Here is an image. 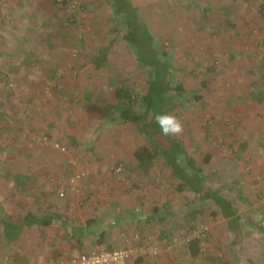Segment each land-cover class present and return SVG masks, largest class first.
<instances>
[{
	"label": "rangeland",
	"instance_id": "obj_1",
	"mask_svg": "<svg viewBox=\"0 0 264 264\" xmlns=\"http://www.w3.org/2000/svg\"><path fill=\"white\" fill-rule=\"evenodd\" d=\"M116 7L122 8L123 14L113 11ZM209 8L203 11L197 2L186 0H0V108L7 113L0 119V154L5 159L3 164L0 161V217L9 210L17 222L31 209L43 215L49 198L54 197L55 207L69 203L77 207L70 218L84 221L98 213L92 208L97 201L93 192L104 199L123 192L121 200H129L136 209L137 199L140 203L147 198L152 205L147 210L159 207L165 211L168 223L155 224L177 227L173 233L180 244L194 236L203 238L202 253L193 258L183 247L177 264H264V234L259 225L245 227L243 235L248 241H256L255 250L245 253L225 247L232 234L214 202L202 205L191 190H179L180 180L161 159L151 173L138 170L134 151L149 141L152 133L142 136L135 124L118 116L108 119L107 112H98L84 100L87 90H95L92 101L100 108L99 97L115 102L118 86H129L135 94L144 92L150 64L138 63L137 48L148 62L152 48L156 49L162 61H173L172 83L183 86V96L172 112L184 123L183 134L176 137L202 165L209 190L225 193L234 200L239 214L263 225L264 147L260 140L264 139V125H248L253 126V118L259 121L264 117V0H227L219 10ZM127 17L136 28L134 45L123 38L132 29L125 22ZM105 45H111L109 65L96 69L93 59ZM30 54L34 55V65L25 66L22 60ZM254 91L262 101L255 99ZM96 124L101 128L97 133L104 138L110 131L115 135L121 145L116 154L109 149L103 150V157L95 153L92 141ZM44 136L66 144L85 168L80 193L59 196V188L66 185L71 173L69 155L43 145ZM72 137H81V142L76 144ZM243 140L248 148L239 153ZM14 147V153H23V159L15 157L19 161L10 169L30 172L32 193L29 189L11 191L7 180L11 183L12 179L4 176L8 169L4 164L11 160L8 153ZM207 155H211L209 163L203 161ZM121 163L124 169L115 173ZM109 199H101L97 206L101 204L100 209L108 212ZM140 204L144 211L146 203ZM90 206L92 209H87ZM194 209L199 210L196 218L191 217ZM113 218L117 220L114 212L106 214L105 226L110 235L119 234L124 242L117 244L116 237L111 236L115 243L100 248L107 244L126 246L136 232L143 233L125 223L111 224ZM54 222L57 225L44 227L47 241L58 234L53 227H65L58 219ZM35 228L33 234L38 238L41 229ZM155 235H151L154 241ZM146 236L145 243L154 242ZM5 242L0 229V264H58L75 253L56 254L48 246L47 252L38 249L37 255L25 250L20 257L26 261L21 258L17 263V253L11 254L3 246Z\"/></svg>",
	"mask_w": 264,
	"mask_h": 264
},
{
	"label": "trees",
	"instance_id": "obj_2",
	"mask_svg": "<svg viewBox=\"0 0 264 264\" xmlns=\"http://www.w3.org/2000/svg\"><path fill=\"white\" fill-rule=\"evenodd\" d=\"M122 10V8L116 7L113 11L121 15L123 14L121 12ZM125 22L126 24H129L132 29L130 30V32L124 33L123 38L124 40H127L134 45L135 43H137V38L135 37L136 28L134 27V22L131 21L130 18L128 19V17ZM144 35L147 38L151 39L148 30H145ZM152 41L153 40L151 39V44L153 43ZM110 50L111 45H105L99 49L98 55L93 59V66L96 69H104L108 67ZM152 50V53H150V56H152L150 62L142 57L139 47L137 48L136 53L138 63L141 62L144 65L150 64V68L147 70L148 84L144 92L135 94L129 88V86H118L116 87L114 93L115 102H111L105 97H99V101L102 102V106L100 108L97 107V104L92 101L94 93L96 92L95 90H87L84 95V100L91 103L92 107L98 112H107L106 114L112 119L113 117L118 116L123 120V122L135 124L137 131L142 136L152 133V135H149V141H147L145 144L139 145L134 151V157L137 161L138 170L146 173H151L152 169L156 167L157 162L161 159L163 163L171 169L173 175L180 180L178 186L179 190H191L195 193L196 196L199 197L202 205H207L208 203H210V201L214 202L216 204L215 210L217 211V213L219 212L221 215H223V217L230 218L231 223L234 222L233 224L238 227V224L242 220V216L237 214V208L234 200L226 197L224 193L220 192V190H209V186L205 184L202 165L198 164L197 160L192 157L189 152H187V150L184 148L183 141L179 140L176 136H164L158 124L156 123L155 116L157 114H172L175 107L180 102V98L183 96V86L181 84L172 83L173 81L171 79V74L173 61L171 63L162 61L161 57L159 56L161 53L159 54L156 49L152 48ZM162 56L167 57L165 53H163ZM22 62L25 64V66H30L32 64L34 65V55H27L26 57H24ZM202 85L205 86L206 82L203 81ZM256 94V91H254L255 99L262 101V97L259 96L258 98L256 97ZM0 111V119L7 116L6 109L4 110L2 107V109L0 108ZM260 142L261 146L264 147V139H261ZM247 147L248 142L246 140H243L238 152H243L247 149ZM10 150L11 154L9 151L8 156L11 158V160L6 159L7 162H5L4 165L8 166V169L5 170L4 176H8L12 179L11 183L7 180V182L11 185V191L14 189L16 191H19L20 193H23L29 189L30 193H32L31 186H29L30 184L28 182V175L30 172L22 174L13 172L10 169V165L16 163V161H19L15 160L14 158L18 157V159H23V153L15 154V147L13 149L11 148ZM210 159L211 155H207L203 161L209 163ZM0 161L2 162V164L5 161L4 156L2 157L1 154ZM30 167L32 168L33 166L30 165ZM48 212V207L43 211V215L36 214V212H28V214L24 216L25 220H23L20 227L11 231L7 230L9 229L10 225L14 223L13 218L10 214L3 213L4 219H2L1 222L2 224L5 223V227L1 228V232H3V235L8 240V243H13L21 234L23 228L28 224L51 226L53 224L54 218H59L58 214H49L50 212ZM198 213L199 210L194 209V211L191 213V217L196 218ZM2 217H0V219ZM161 218L162 220H165L166 217ZM97 222L98 218L91 217L86 222L87 227L73 224V226H71L72 237L79 244H82L83 237L85 235V228L89 229V234L94 236L92 232H95V229H97L95 227ZM105 228L107 227L105 226L99 231L96 230V232L94 233L96 235L97 242L100 245L106 241L107 231ZM135 228L138 230L139 226ZM175 228L177 229V227ZM108 234L110 235L111 232L109 231ZM135 234H139L140 241L142 243H145L141 233L136 232ZM202 243L203 238L201 236H194L189 238L184 246L186 247L187 253L193 258H196L202 253ZM104 248L109 250L116 248V246L107 244L106 246H104ZM11 251L13 250L11 249ZM145 262H147L148 264H154V258L139 257L134 264H144Z\"/></svg>",
	"mask_w": 264,
	"mask_h": 264
},
{
	"label": "crops",
	"instance_id": "obj_3",
	"mask_svg": "<svg viewBox=\"0 0 264 264\" xmlns=\"http://www.w3.org/2000/svg\"><path fill=\"white\" fill-rule=\"evenodd\" d=\"M183 0H181L182 2ZM189 1L190 3L192 2H197V5L199 7H203V11H208V9H210L209 7H216L218 10L220 9V7H223L227 4V0H186ZM199 5V3H201ZM183 4V3H182ZM207 13V12H206ZM205 13V14H206ZM219 102V100H216V102ZM215 102V105H216ZM217 105H220V102L217 103ZM244 109V108H243ZM107 117V116H106ZM108 119H111L110 116L107 117ZM264 118V117H261ZM260 118V119H261ZM259 121L255 118H253V120L255 121L252 124L248 125L250 127H257V122H260L262 125H264V121L260 120ZM112 120V119H111ZM259 124V123H258ZM101 126V123H100ZM99 124H96L93 127V141H92V145L94 146V151L96 154H101V156L103 157V150L106 151L109 149L110 153L116 154L117 151L119 150V148L121 147V145H118L116 142V140L114 139V134H112V131H110L107 135L108 138H104V134L102 133H97V130H101V128H98ZM104 132V131H103ZM99 134V135H97ZM77 137V136H75ZM81 137L77 138L78 140H74V137H72V139L75 141V143L77 144L78 141L81 142L80 140ZM97 138V139H96ZM96 142V143H95ZM88 143V142H87ZM95 144V145H94ZM87 146V145H86ZM85 148H88L89 145ZM93 146H90L91 148ZM248 148V147H247ZM263 165V164H262ZM136 166H137V162H136ZM264 167V165H263ZM262 167V169H263ZM18 173V172H17ZM20 173V172H19ZM26 173H29V171H26ZM26 173H22V174H26ZM130 190V189H128ZM120 191V190H119ZM70 195H73L71 192L67 193ZM93 195L96 196V206L92 207L96 210V212H98L97 214H94V216H89L87 217L84 221L80 220L77 221V219H71L70 215L77 210V207H74L73 205H65V206H60V207H55L53 204L55 203L54 201V197L49 198L50 203L47 205L48 209H49V214H55V215H59V218H54L53 220V224L55 225L56 223L54 222L55 220H59L61 221L60 225H64L65 227H53V230H58V234L57 236L55 235V237L53 236L52 238L49 237V241H47L46 239H44V235L46 233V231H44V227H48V226H41V225H37V224H28L26 227L23 228L21 234L18 236V238H16V240L13 243H8V240L5 238L6 242L3 244L4 247H6L11 254H14V252H16V256H17V263H19V261L21 260V258L25 259L26 261V257H20L21 253L24 252L25 250L28 251V253L30 255L34 254L35 252H38V249L43 250L45 252H47L48 246L49 249H53L56 251V254L59 253H68V254H72V251H75L74 255L80 253L81 251L85 250V248H89V247H97V249H100V246H103L105 243H109V242H114L116 241L117 244H121L122 242H124V239H120L119 234L118 236H116L117 234H113L109 235V229H106V241L104 243H102L101 245L98 244L97 239H96V235L94 234L97 231L101 230L103 227H105V222L104 218L106 216V214H109L110 212H114V214L117 216V220L116 219H112L111 224H115L119 223L122 224L125 223L131 227H137L139 226V229L143 232V238L144 235H148L146 236L147 239L149 240H153L154 241V237L156 236L155 233H157V238L154 241L157 244H160L159 246H161V250L162 252L156 256L154 258V264H177L178 263V258L179 256H182V254H180L181 251H183V247L184 244H180V242L177 240V238L174 235V230H176V228H174L173 224L171 225H166L164 227H160L158 225H156L155 223H157L158 221H161L162 218L161 217H166L165 211L163 212L162 209H160L159 207H152L150 210H147L146 208H150L152 205L149 204V201L147 200V198L141 199L140 203H139V199H137L135 205L138 206V208L136 209V207H133L130 205L129 200H125V202H123L120 198V196H124L123 192L120 193V195L116 194H109V197L107 198L105 196L101 197L99 196L97 193L93 192ZM225 195V193H224ZM88 197V196H87ZM89 198V197H88ZM110 198V199H109ZM110 200V206H109V211H105L100 209L101 204L99 205V207L97 206L98 202L100 203V200ZM99 200V201H98ZM244 200H249V198H246ZM90 201V199H89ZM146 203V204H145ZM1 204L4 205V203L1 201ZM139 204H145V210H143V208H139ZM91 206L90 208L87 209H92ZM237 208V207H236ZM86 211V210H83ZM28 212H34L32 209L31 211ZM28 212L24 213V216L26 214H28ZM8 214H13V212L11 210L5 212ZM240 212L237 211V214L242 216V214H239ZM21 218L18 222L17 220H14V223L10 225L9 229L7 231H11L14 229H18L21 225V223L23 222L24 219ZM91 217H96L98 218V222L95 225V227L97 229H95V232H92L94 236H92L91 234H89V229L85 228V235L83 237V243L79 244L73 237H72V232H71V226L74 225H82L84 227H87L86 222L89 218ZM224 219H226V223H227V229L229 231L230 234H232V239L231 241H229V244L225 243V247H230V248H235L237 249L236 251L240 250L243 252H249L251 248H253L254 250L256 249L255 247H257L256 245V241L254 242L253 240L248 241L243 235L246 232V228L247 229H251V228H257L262 230L261 233L264 234V224L262 225V221L260 222H252L250 219H245V217L242 216V220L241 222L238 224V227H236L233 223H231L230 218L227 217H223ZM4 219V216L0 219V229L2 227H5V223L2 224L1 220ZM162 221H167V217L165 218V220ZM168 223V221H167ZM254 223V224H253ZM257 223V224H256ZM259 223V224H258ZM57 225V224H56ZM35 226H38V228H40L41 230L39 231V237L35 238L34 236V231H37V229L35 228ZM126 226V225H123ZM157 226V227H155ZM51 227V226H49ZM161 229H160V228ZM246 227V228H245ZM253 231V230H252ZM37 233V232H35ZM124 233V232H123ZM123 233L120 235H123ZM33 234V235H32ZM151 235H155V236H151ZM32 236H34L32 238ZM111 236L112 238H115L111 240ZM132 240V238H131ZM154 242H149L150 244H153ZM236 243V245H235ZM48 244V245H47ZM250 244V245H249ZM182 248H181V246ZM45 246V247H44ZM121 247V246H120ZM224 247V248H225ZM104 248V247H101ZM11 249L13 251H11ZM96 249V248H95ZM186 249V247H185ZM227 249V248H226ZM94 250V249H92ZM90 251V250H89ZM184 252V251H183ZM27 253V254H28ZM187 253V252H186ZM37 255V253H35ZM234 255H237V252H234ZM71 256V255H70ZM73 256V255H72ZM69 257V256H68ZM192 257V256H191ZM8 259L10 257H7ZM29 258V257H28ZM247 259V258H246ZM249 263H252L250 261V259H247ZM14 263H16V261H13ZM27 264H30V262H28Z\"/></svg>",
	"mask_w": 264,
	"mask_h": 264
},
{
	"label": "built area",
	"instance_id": "obj_4",
	"mask_svg": "<svg viewBox=\"0 0 264 264\" xmlns=\"http://www.w3.org/2000/svg\"><path fill=\"white\" fill-rule=\"evenodd\" d=\"M41 141L43 145L69 155L71 173L66 180V185L62 184L59 188V196L64 198L68 192L72 194L80 193L81 184L86 177V170L81 166L78 158L71 154L70 148L66 144L54 138L44 136L41 138ZM123 169V164H119L114 172L120 174ZM131 241L132 243L126 246L109 250L100 248L80 252L67 259H61L58 264H134L139 257L155 258L161 252V248L157 243H142L139 234H135ZM144 264L148 263L145 262Z\"/></svg>",
	"mask_w": 264,
	"mask_h": 264
},
{
	"label": "clouds",
	"instance_id": "obj_5",
	"mask_svg": "<svg viewBox=\"0 0 264 264\" xmlns=\"http://www.w3.org/2000/svg\"><path fill=\"white\" fill-rule=\"evenodd\" d=\"M156 123L164 136H181L184 132V123L176 115L171 113H160L155 116Z\"/></svg>",
	"mask_w": 264,
	"mask_h": 264
}]
</instances>
